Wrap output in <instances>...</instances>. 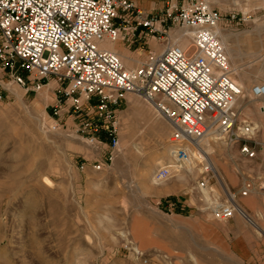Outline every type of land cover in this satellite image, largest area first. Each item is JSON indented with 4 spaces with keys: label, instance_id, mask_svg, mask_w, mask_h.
<instances>
[{
    "label": "rangeland",
    "instance_id": "1",
    "mask_svg": "<svg viewBox=\"0 0 264 264\" xmlns=\"http://www.w3.org/2000/svg\"><path fill=\"white\" fill-rule=\"evenodd\" d=\"M141 1L151 4L148 9L143 6L148 11L165 2ZM205 1L221 14V41L233 80L244 91L238 104L241 117L261 123L262 101L253 99L250 90L264 83V0ZM138 41H120L121 53L135 62L129 65L122 59L127 67L138 65L150 50ZM148 42L152 49H164L162 41ZM12 91L0 100V264H244L203 246L193 252L179 250L175 233L184 215L173 195L191 190L198 174L153 183L154 173L170 159V135H162L161 125L168 124L156 118L140 97L128 95L118 111L116 158L109 168L97 172L92 164L105 160L104 153L75 132L77 121L65 114V127L48 131L53 122V90L49 100L41 97L42 91L26 93L19 87ZM254 139L262 145H257L258 155L252 161L240 155L238 145L209 142L207 152L211 150L210 159L223 182V187L217 180L211 186L223 197L224 188L239 191L246 179L255 183L254 194L247 198L264 199L263 128ZM82 164L85 170L80 169ZM226 172L235 175V190L228 188ZM246 213L259 224L264 221L262 208L255 219ZM200 225L198 231L204 235ZM261 236L264 239V233Z\"/></svg>",
    "mask_w": 264,
    "mask_h": 264
},
{
    "label": "built area",
    "instance_id": "2",
    "mask_svg": "<svg viewBox=\"0 0 264 264\" xmlns=\"http://www.w3.org/2000/svg\"><path fill=\"white\" fill-rule=\"evenodd\" d=\"M220 21L219 11L205 0H165L150 11L135 0H0V100L14 87L38 93L54 84L48 131L65 127V114L77 121L75 132L104 153L105 160L92 164L99 172L117 155L118 111L128 95H136L171 130L170 159L154 173L153 183L196 172L193 192L202 211L219 221L236 215L248 220L237 199L249 197L255 183L245 179L238 192L224 188L223 197L211 186L223 182L202 145L213 138L238 145L249 161L260 145L254 139L259 126L241 117L244 91L233 80L217 33ZM150 38L162 41L164 49H150L134 67L106 47L135 39L147 45ZM183 38L189 39L185 46ZM250 93L262 101L264 114V83Z\"/></svg>",
    "mask_w": 264,
    "mask_h": 264
},
{
    "label": "crops",
    "instance_id": "3",
    "mask_svg": "<svg viewBox=\"0 0 264 264\" xmlns=\"http://www.w3.org/2000/svg\"><path fill=\"white\" fill-rule=\"evenodd\" d=\"M135 1L139 4L141 2V0ZM142 5L146 9L151 6L149 2L144 3V1H142ZM107 46L108 49L119 54L123 60H129V65L135 63L121 53V51L124 50L122 42H117ZM147 48L152 49L150 44L147 45ZM157 48L159 49V47ZM53 88L54 84H51L46 91L41 93V97L45 100H49L51 90ZM255 124L264 130V121ZM161 126L163 131L162 135L164 137L168 134L170 135L169 127L166 125ZM260 144L262 145L261 142ZM209 151L211 152V150ZM178 176L179 175H176L171 179L178 178ZM224 179H226L229 189L235 190L237 188L238 181L233 173L226 172ZM167 182H169V180ZM194 186L195 183L191 187V190L184 191L176 197L173 195L175 205L180 207L179 211H182L181 214L184 215V217H181L179 220V225L177 226L175 233V242L179 246V250L185 252L187 249L188 252H193L203 246L215 249L217 252L222 254L232 255L235 259L244 264H264V239L261 236V234L264 233V221H262V224H259L257 221L252 220L251 218L249 219L252 222V225H254L259 232H261L257 233L254 227L249 224L250 222L248 223L245 219L238 215L228 221H219L210 214L200 212L198 210V206H196L199 202L193 192ZM253 194L254 193L252 192L250 196ZM239 204L246 211H248L254 219L255 217L257 218L260 216L259 210L261 208L264 209V199L259 196L240 198ZM198 223H201L200 226L204 227V235L198 231ZM187 242L189 244H187Z\"/></svg>",
    "mask_w": 264,
    "mask_h": 264
},
{
    "label": "bare ground",
    "instance_id": "4",
    "mask_svg": "<svg viewBox=\"0 0 264 264\" xmlns=\"http://www.w3.org/2000/svg\"><path fill=\"white\" fill-rule=\"evenodd\" d=\"M140 6L143 8V5H142V1L140 2ZM144 9V8H143ZM217 33H218V35H219V37H220V31H219V27H218V29H217ZM220 39H221V37H220ZM120 42V41H119ZM222 42V41H221ZM189 43V39L188 38H183V45L185 46V45H187ZM111 44H115V43H109L108 45H111ZM224 45V44H223ZM225 46V45H224ZM107 47V49H108V46H106ZM226 49V48H225ZM110 50V49H109ZM120 56V55H119ZM121 57V56H120ZM239 85V84H238ZM240 86V85H239ZM49 87V86H48ZM48 87H45L43 90H42V92L43 91H46V89L48 88ZM242 89H243V87L242 86H240ZM212 140H215V138H213ZM209 139L208 140H206V141H204L203 143H202V145L204 146V148H206V150H207V148H209V147H207V146H209L208 144H209ZM209 152V151H208ZM168 156H169V154H168ZM249 220V219H248ZM250 222V221H249ZM252 223V222H251Z\"/></svg>",
    "mask_w": 264,
    "mask_h": 264
}]
</instances>
